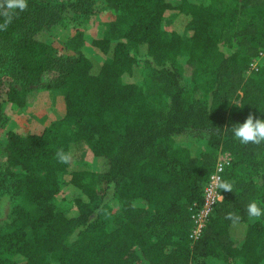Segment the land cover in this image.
<instances>
[{"label": "trees", "instance_id": "trees-1", "mask_svg": "<svg viewBox=\"0 0 264 264\" xmlns=\"http://www.w3.org/2000/svg\"><path fill=\"white\" fill-rule=\"evenodd\" d=\"M66 8L27 0L0 27L5 101L24 110L40 89H58L65 108L38 134L11 130L0 140V202L9 188L20 201L0 223V264H264V216L247 213L251 200L264 202V142L241 143L231 132L249 114L264 118V56L247 74L264 50V0H70L82 20L105 8L115 16L107 37L77 35L106 57L101 62L40 37L63 23ZM171 11L189 16L186 40L164 28ZM141 64L153 83L148 92L122 81ZM202 73L212 80L206 100ZM182 137L202 139L208 150L194 157L176 143ZM73 139L101 170L72 163ZM219 152L231 158L221 184L232 189L220 187L222 201L192 243L191 215ZM66 174L87 197L75 199L73 211L54 205ZM109 194L115 220L107 218Z\"/></svg>", "mask_w": 264, "mask_h": 264}, {"label": "rangeland", "instance_id": "rangeland-1", "mask_svg": "<svg viewBox=\"0 0 264 264\" xmlns=\"http://www.w3.org/2000/svg\"><path fill=\"white\" fill-rule=\"evenodd\" d=\"M52 1H56L60 5L62 4L67 7L64 21L54 29L42 32L40 37L49 40L58 51L66 55L73 54L74 48L79 46L95 60L99 62L105 61L106 57L97 48L91 45L89 41L84 40L78 44L77 35L82 32L87 38L107 37L109 35L110 24L115 21V16L111 11L105 8L96 12L87 20H82L78 11L68 8L70 0ZM189 20V16L177 11H171L165 15L163 24L166 31L176 32L186 40ZM215 32L221 34L219 21L215 27ZM224 39L225 36L223 37V40ZM128 49L130 52H133V46L131 44H128ZM122 81L141 85L144 87L145 92H148L153 85L151 78L147 75L146 67L142 64L136 67L131 75H124ZM197 86L203 93L202 98L206 100L212 86L211 78L205 73L198 75ZM5 100V88L0 86V103L3 102L2 109L4 115V124L0 128V140L4 139L6 133L11 130L22 136L38 134L51 122L60 119L65 111L63 93L58 89H40L34 103L24 110L18 109ZM236 103L238 104V102ZM149 104L155 110H161L159 104L152 99H150ZM176 143L188 146L191 155L197 158L208 150L205 141L202 139L182 137L176 138ZM71 160L75 165H84L96 171L103 168L102 161L94 162L87 149L80 145L75 139H73L71 145ZM69 180L70 176L68 174L64 175L61 192L54 201V205L58 210L73 211V202L75 199L87 201L86 195L82 193L80 189L72 186ZM2 198L0 202V223L5 221L4 219L9 215L12 207L20 202L14 197L12 188H9ZM105 199L107 205V218L110 220L117 219V201L110 194ZM234 235L239 237L241 235V229H236ZM210 264L227 263L221 259H215L211 261Z\"/></svg>", "mask_w": 264, "mask_h": 264}, {"label": "clouds", "instance_id": "clouds-1", "mask_svg": "<svg viewBox=\"0 0 264 264\" xmlns=\"http://www.w3.org/2000/svg\"><path fill=\"white\" fill-rule=\"evenodd\" d=\"M27 7V0H0V17H4L6 26L11 22L17 11H23ZM231 132L234 138L241 143L253 142L259 144L264 142V118L254 117L249 114L243 122H236L231 126ZM223 190H231L232 184L224 182L220 185ZM247 213L250 218L264 216V202L259 199L251 200L247 205ZM230 219H239V216L229 213Z\"/></svg>", "mask_w": 264, "mask_h": 264}, {"label": "built area", "instance_id": "built-area-1", "mask_svg": "<svg viewBox=\"0 0 264 264\" xmlns=\"http://www.w3.org/2000/svg\"><path fill=\"white\" fill-rule=\"evenodd\" d=\"M263 56L264 50L260 51L258 56L251 60L247 74L258 71L259 62ZM230 161L231 158L228 153L219 152L217 154L213 170L202 188L201 201L195 205L191 215L192 228L189 238L192 243L201 237L214 207L222 201L220 185L224 170L230 164Z\"/></svg>", "mask_w": 264, "mask_h": 264}]
</instances>
